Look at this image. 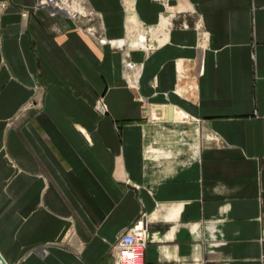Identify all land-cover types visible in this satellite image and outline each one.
Here are the masks:
<instances>
[{
    "label": "crops",
    "instance_id": "obj_1",
    "mask_svg": "<svg viewBox=\"0 0 264 264\" xmlns=\"http://www.w3.org/2000/svg\"><path fill=\"white\" fill-rule=\"evenodd\" d=\"M6 1L7 264H114L113 245L141 219L145 264H263L264 0H87L96 23ZM187 12L191 26H177ZM126 59L141 66L139 87Z\"/></svg>",
    "mask_w": 264,
    "mask_h": 264
},
{
    "label": "built area",
    "instance_id": "obj_2",
    "mask_svg": "<svg viewBox=\"0 0 264 264\" xmlns=\"http://www.w3.org/2000/svg\"><path fill=\"white\" fill-rule=\"evenodd\" d=\"M9 3L6 0L0 1V9H5ZM47 7L52 12H63L69 15L74 20L88 19L89 21L97 22V13L88 6L86 0H37L34 8ZM24 16L30 14V10L25 8L22 11ZM87 29L103 43L109 40L103 36L99 28L91 25ZM126 66L132 67L134 62L126 60ZM103 98V97H102ZM101 98V99H102ZM98 101V109L105 110V105L102 100ZM148 245V231L144 220L137 221L129 229H125L119 236L117 242L112 247L114 264H145V252ZM264 264V255H263ZM0 264H3L0 260Z\"/></svg>",
    "mask_w": 264,
    "mask_h": 264
},
{
    "label": "rangeland",
    "instance_id": "obj_3",
    "mask_svg": "<svg viewBox=\"0 0 264 264\" xmlns=\"http://www.w3.org/2000/svg\"><path fill=\"white\" fill-rule=\"evenodd\" d=\"M167 7H168L169 16H170V14H173V15H176L177 14V10H176V6L175 5L168 3ZM185 14H187V15L184 16V19L182 17V20L183 21H180V23L179 22L178 23H175L176 25L178 24L179 26H182V24H183V25L191 26V12H187ZM126 60H128V59H126ZM126 60H124V64H123V68H122L123 74L125 75V78L127 79V82L130 84V87H132V88L133 87H139V79H140L141 66L139 65L137 68H129V67L126 66V62H125ZM130 62H133V61L130 60ZM134 63H136V62H134ZM136 64H138V63H136ZM134 80H135V83L133 84V81ZM136 97H137V95H136ZM100 99L102 100V103L105 105V110L103 112H107L109 110V107H108V103H107V100H106V97H105L104 94L99 96V98L97 99V101L95 103V106L98 107V101ZM174 108H175V106H174ZM152 117H154V116H152ZM166 118L167 117L165 116V119Z\"/></svg>",
    "mask_w": 264,
    "mask_h": 264
},
{
    "label": "bare ground",
    "instance_id": "obj_4",
    "mask_svg": "<svg viewBox=\"0 0 264 264\" xmlns=\"http://www.w3.org/2000/svg\"><path fill=\"white\" fill-rule=\"evenodd\" d=\"M134 65H135V64H134ZM130 68H133V65H132V67H130ZM134 83H135V80L133 81V84H134ZM135 91H136V95H137V97H139V99H141L143 96L139 95V93L137 92V90H135ZM153 106H154V105L151 104V106L148 107L149 110H150V114H151L152 116L156 117V119H157V118H160V117L162 116V113H160V112H158V111H161V109L153 110V109H154ZM174 112H175V109L173 110V118H172V119H169V120H173V119H174ZM164 151H165V150H164Z\"/></svg>",
    "mask_w": 264,
    "mask_h": 264
},
{
    "label": "water",
    "instance_id": "obj_5",
    "mask_svg": "<svg viewBox=\"0 0 264 264\" xmlns=\"http://www.w3.org/2000/svg\"><path fill=\"white\" fill-rule=\"evenodd\" d=\"M157 109H162V110L164 111L162 117H160V118H165V116H166V109H165V107H155V110H157ZM169 109H170V115H169V118L172 119V118H173V110H174V106H173V105H170V106H169ZM0 260H1V262H2L3 264H7V261L5 260V258H4L3 255L1 254V252H0Z\"/></svg>",
    "mask_w": 264,
    "mask_h": 264
}]
</instances>
